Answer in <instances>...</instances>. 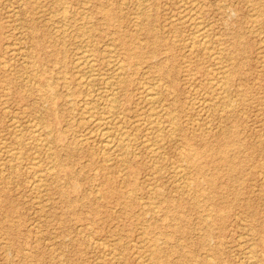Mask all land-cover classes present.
Returning a JSON list of instances; mask_svg holds the SVG:
<instances>
[{
  "label": "rangeland",
  "instance_id": "obj_1",
  "mask_svg": "<svg viewBox=\"0 0 264 264\" xmlns=\"http://www.w3.org/2000/svg\"><path fill=\"white\" fill-rule=\"evenodd\" d=\"M135 4L65 0L59 39L54 0H0V264H264V0H145L141 13ZM84 34L94 89L116 84L112 65L125 64L126 84L114 89L118 126L133 138L125 159L104 163L98 138L79 141L90 129L73 69ZM222 76L231 111L212 94ZM157 81L158 120L174 117L176 129L152 152L142 143L154 120L144 89ZM48 85L51 104L40 97ZM40 127L50 131L42 148L32 139ZM12 133L27 140L15 170L5 153L17 147ZM33 164L50 173L37 191Z\"/></svg>",
  "mask_w": 264,
  "mask_h": 264
},
{
  "label": "bare ground",
  "instance_id": "obj_2",
  "mask_svg": "<svg viewBox=\"0 0 264 264\" xmlns=\"http://www.w3.org/2000/svg\"><path fill=\"white\" fill-rule=\"evenodd\" d=\"M55 1V4L57 5V7L59 8V10H62V12L60 13V16L58 17L57 21L58 23H60L62 25V27L59 28V32L61 33L60 36H59V39H63L65 38V32H66V27H67V24L70 20V17L69 15H67V13L65 12V0L63 2V0H54ZM134 1L137 5V6H134V7H137V11L138 12H143L144 11V8L142 7L141 5V2H144L145 0H132ZM178 1V0H177ZM120 2V1H119ZM122 2V1H121ZM82 3V1H81ZM179 3V2H178ZM182 3V2H181ZM184 3V2H183ZM199 4V3H198ZM202 5V4H201ZM74 6V5H73ZM126 6V5H125ZM44 7V6H43ZM42 8V7H41ZM143 8V10H141ZM188 8V7H187ZM189 11L192 9L191 8H188ZM255 9V8H254ZM85 10V9H84ZM134 10V8H133ZM185 10V9H184ZM183 10V11H184ZM187 10V9H186ZM253 10V9H252ZM190 11V12H191ZM136 12V11H135ZM140 12V13H141ZM102 13L104 14L105 17L108 16V14L106 12H103L102 10ZM197 13V12H196ZM49 14L51 15V12H49ZM54 14V13H53ZM75 14V13H74ZM137 14V13H136ZM131 15V14H130ZM195 15V14H194ZM231 15V14H230ZM135 16V15H134ZM138 16V15H137ZM254 16V15H252ZM187 17V16H186ZM191 19V18H189ZM78 20V19H77ZM181 21V19H179ZM182 20H184L182 18ZM199 20V18L197 19ZM145 21V20H144ZM44 22V21H43ZM254 23V22H253ZM55 24V23H54ZM53 24V25H54ZM197 24V23H196ZM205 24V23H204ZM194 25V24H193ZM134 26V25H133ZM195 27V26H194ZM196 27H198V41H200V45L202 47H206V44H207V38H208V32L207 30H205L206 28H201L199 27V23L196 25ZM205 27V26H204ZM207 27V26H206ZM82 28V26H81ZM56 29V28H54ZM53 29V31H54ZM102 30V29H101ZM195 30V29H194ZM86 31H89V29ZM133 31V30H132ZM182 33V32H180ZM253 33H256L253 32ZM190 34V33H189ZM196 35V34H195ZM194 34L191 35V38L193 39V36H195ZM81 39H80V43L82 45V48L84 49H81L80 52L76 53V57H75V61L73 63V69L76 70V73L79 74L78 78H77V85L84 89L85 90V97L83 98L82 100V103H81V106L80 107V119H81V122H84V123H87L88 125H90V129L80 135L79 137V141L81 142L80 144L82 143H85L87 142L89 139H93V138H98L99 140V150L101 151L100 153H102L103 155H105L103 157V162L104 163H108L110 161H112V157L110 158L108 156V154H115L117 155L118 157H122L123 159H125L129 154H130V146L133 142V138L131 136V133L129 134L127 131L123 130L121 126H118L120 121H119V114L117 115V112H116V102H117V96H116V93L117 91L114 92V89H115V85H117L118 83V86L121 84H126L124 82V78L123 76L125 75V64H124V61H114L112 67H113V71L115 72L113 75H115V79L117 80L116 84L113 82V81H110L109 78L107 81H103L101 84L102 86L100 88H97V89H94L93 88V83L96 81V77L94 76V71H95V68H96V57L93 53V49H92V46H91V43H90V36L88 34H84V35H81ZM217 36V35H216ZM191 39V40H192ZM190 40V41H191ZM209 41V39H208ZM192 43V42H191ZM199 43V42H197ZM215 44V43H214ZM109 46V44H107ZM219 44H217L218 46ZM106 46V45H105ZM103 47V46H102ZM192 47V46H190ZM190 47L187 48L190 49ZM197 47V46H196ZM23 48V47H22ZM111 48V46L109 47ZM208 49V48H207ZM21 49H19L20 51ZM112 50V49H111ZM209 50V49H208ZM221 50V49H220ZM109 51V50H108ZM223 51V50H221ZM101 52V51H100ZM110 52V51H109ZM216 52L218 53V51H215V54ZM102 53V52H101ZM261 54V53H260ZM1 57V56H0ZM109 57V56H108ZM107 57V58H108ZM136 58V51L128 56L127 58V61L128 60H131V59H134ZM210 58V57H209ZM222 58V57H221ZM113 60V59H112ZM215 60V59H213ZM219 60V59H218ZM28 61V60H27ZM217 60H215L214 62H216ZM126 62V61H125ZM185 63V62H184ZM26 64V63H25ZM4 65V64H3ZM5 66V65H4ZM209 68V67H208ZM221 69V68H220ZM23 73V72H22ZM74 73V72H73ZM160 73L163 75L164 73H166V71L163 69V70H160ZM168 73V71H167ZM217 74V73H216ZM219 74V73H218ZM76 75V74H75ZM225 75V74H224ZM26 78V77H25ZM159 79V78H158ZM26 80V79H25ZM147 80V79H146ZM215 80L213 79V82ZM27 82V81H25ZM158 82L160 81H157L156 83H152L151 85L147 84L144 89V102L147 104L146 106H148L149 110L152 112L149 113V115H151V118H153L154 120L152 122H150L148 125H146L144 132L145 131H150V137H148L149 135L147 134V136L144 135V139L142 140V143L144 144V146L147 148V150H150L152 152L155 151V148H153V146L156 144V142L159 140V137L162 136L160 133L164 130V129H169V130H175L176 129V124L174 122L175 118L171 117V118H168V120L166 121V125L164 126V124H161V119L160 121L158 120L159 118V114H158V111H157V108L159 107L158 104L160 101H158V95L160 94L159 92V84ZM218 82V81H217ZM141 83V82H140ZM146 83V82H145ZM165 83V82H164ZM163 83V84H164ZM207 83H208V80H207ZM35 84V83H34ZM37 84V83H36ZM216 84V82H215ZM120 85V86H121ZM145 85V84H144ZM229 85V81H226V77L222 76V79L219 81V83H217L215 86H212V94L213 95H217V99L220 100V103L224 106V108L228 109L229 111L232 110V105L230 104V100L228 98L227 100V96L229 97V94L226 96V93H227V86ZM143 86V84H142ZM163 86V85H162ZM195 87V86H194ZM143 88V87H142ZM195 89V88H194ZM27 91V90H26ZM226 92V93H225ZM206 93V92H205ZM211 93V92H210ZM207 95V93H206ZM216 95H215V99H216ZM53 96H54V93L50 87V85H48L47 87H45L44 90L40 91V97L41 98H44L46 99L50 104L52 103V100H53ZM191 96V95H190ZM214 98V96H212ZM218 100V101H219ZM143 101V100H142ZM203 101V100H202ZM207 101V100H206ZM205 101V102H206ZM70 102V101H69ZM191 102V101H190ZM204 102V103H205ZM208 102V101H207ZM80 103V102H79ZM203 103V104H204ZM208 103H211V102H208ZM213 103V102H212ZM218 103V102H217ZM219 103V104H220ZM119 104V103H118ZM161 104V103H160ZM220 104V105H221ZM33 105H34V102H33ZM223 106H222V109H223ZM25 107V106H23ZM162 107V106H161ZM214 107V106H213ZM221 107V106H220ZM164 108V106H163ZM203 108V107H202ZM215 108V107H214ZM213 108V109H214ZM8 109V107H7ZM141 109V108H140ZM2 111H4V109L2 108L1 109ZM6 110V109H5ZM148 110V111H149ZM209 110V109H208ZM223 111V110H221ZM207 112V110L205 111V113ZM219 112V111H218ZM122 113V112H121ZM120 113V114H121ZM146 113V112H145ZM173 113V112H172ZM222 113V112H220ZM209 114V113H208ZM212 114V113H211ZM20 115V113L18 114ZM41 115V114H40ZM118 117H117V116ZM146 115V114H145ZM38 116V115H37ZM164 116V114H163ZM196 117V116H195ZM194 117V118H195ZM209 117V116H208ZM25 118V117H24ZM40 118V117H38ZM150 118V117H149ZM185 118V117H184ZM11 120L13 118H10ZM15 119V118H14ZM13 119V120H14ZM145 119V118H144ZM196 119V118H195ZM208 119V118H207ZM12 120V122H13ZM17 120V119H16ZM29 120V119H28ZM27 120V121H28ZM15 121V120H14ZM21 121V120H20ZM211 121V120H210ZM16 122V121H15ZM15 122H14V125H15ZM30 122V121H29ZM37 122V121H36ZM145 122V121H144ZM143 122V123H144ZM200 122V121H199ZM208 123V122H207ZM18 123H16V126H17ZM27 124H30V123H26ZM38 124V123H37ZM31 125V124H30ZM216 125V124H215ZM21 126V125H20ZM19 126V127H20ZM208 126V124L206 125ZM195 127V126H194ZM210 127V126H209ZM12 128V127H11ZM15 128V127H14ZM29 129V126L26 127ZM36 128V126H35ZM16 131L21 129H17L15 128ZM32 130L35 131V129L33 128ZM136 130V129H134ZM29 131V130H28ZM85 131V130H84ZM19 132V131H17ZM27 132V130H26ZM33 133V131H32ZM133 133V132H132ZM227 133V132H226ZM15 136L13 138H15V143H16V148H5L7 149V151H5L6 153V158L8 159L6 163H8V167L12 170H15L16 168H18L21 164V159L24 155V153L22 152V149L23 147H26L25 145L27 144L24 137L22 135H20L21 133H14ZM12 133L11 136L14 135ZM35 135H32V139L34 140L35 142V145L38 147V148H42L41 146H44L45 147V143L43 144L42 143V139H40L39 137L40 136H48L50 134V131L47 129V128H41L37 130V133H33ZM173 134V133H171ZM133 135V134H132ZM226 135V134H225ZM30 136V135H29ZM28 136V137H29ZM171 136V135H170ZM30 138V137H29ZM1 140V139H0ZM5 141V140H4ZM30 141V140H29ZM2 142V141H1ZM49 142V140L47 141V143ZM172 142V141H171ZM256 143V142H255ZM31 144V143H30ZM1 145V144H0ZM9 145V144H8ZM15 145V144H14ZM98 145V143H97ZM2 146H3V143H2ZM47 146V145H46ZM243 146V145H242ZM180 148V147H179ZM47 149V148H46ZM50 149V148H49ZM1 150V149H0ZM3 150V149H2ZM2 151H0V154H1ZM133 152V151H132ZM36 152L33 154L35 155ZM46 154V152H45ZM45 154L44 157H45ZM48 154V153H47ZM254 154V153H253ZM5 155V154H4ZM37 155V154H36ZM50 155V154H49ZM48 155V156H49ZM114 155V156H115ZM50 158V157H49ZM102 158V157H101ZM117 158V157H116ZM156 158V157H155ZM191 159H195V157L191 154L187 160L190 161ZM36 160V158H35ZM32 159V161H35ZM45 160V159H44ZM171 160V159H170ZM1 161V160H0ZM31 161V160H30ZM31 161V162H32ZM118 161V160H117ZM127 162V161H126ZM2 163V162H1ZM37 163V162H36ZM40 163V162H39ZM38 163V164H39ZM52 163V162H51ZM124 163V162H123ZM156 164V162H155ZM37 165V164H36ZM255 165V164H254ZM30 166V165H28ZM178 166V165H177ZM253 166V165H252ZM2 167V166H1ZM0 167V168H1ZM5 167V166H4ZM21 167V166H20ZM31 167V166H30ZM33 167H34V164H33ZM6 168V167H5ZM24 168V166H23ZM47 169V167H45ZM180 168V166L178 167ZM9 169V170H10ZM27 169V168H26ZM40 168L38 167H34V170H35V174L33 177V180L30 182V190L31 191H37L39 189H41L43 187V181L46 180V179H43L44 176H48L50 175V173H47L48 170H46V172H43L42 170H39ZM49 169V168H48ZM251 169V168H250ZM94 170V169H93ZM2 171V170H1ZM249 171V169H248ZM3 172H4V169H3ZM118 172V171H117ZM259 172V171H258ZM179 173V172H178ZM233 173V172H232ZM1 174V172H0ZM8 174V173H7ZM33 175V173H32ZM152 175V174H151ZM179 175V174H178ZM182 175V174H181ZM183 176V175H182ZM182 176H179L180 178ZM7 176L5 175L4 178H6ZM146 177V175H145ZM227 177V176H226ZM178 178V179H180ZM231 178V177H230ZM229 179V178H228ZM49 180V179H48ZM47 180V181H48ZM225 180V179H224ZM182 182V181H181ZM232 182V181H231ZM183 183V182H182ZM9 185V184H8ZM188 185V184H187ZM231 185V184H230ZM17 186V185H16ZM46 186V185H45ZM148 186V185H147ZM230 188V187H229ZM224 190V189H223ZM222 190V191H223ZM47 191V190H46ZM42 192V190H41ZM96 192V191H95ZM40 193V192H39ZM42 194V193H41ZM227 194V193H226ZM156 195V194H155ZM25 197V196H24ZM23 197V198H24ZM34 197V196H33ZM225 197V196H224ZM139 198V197H138ZM154 198V197H153ZM35 199V198H34ZM37 199V198H36ZM140 199V198H139ZM37 201V200H36ZM223 201V200H222ZM39 204V203H37ZM122 204V203H121ZM155 210V209H154ZM206 216V214H205ZM204 216V217H205ZM206 218V217H205ZM243 221V220H241ZM240 222V221H239ZM79 226V225H78ZM240 230V229H239ZM244 234V233H243ZM178 239V238H177ZM250 240V239H249ZM115 241V240H114ZM246 241V240H245ZM111 242V241H110ZM131 242V241H130ZM248 242V241H247ZM103 243V242H102ZM140 243V242H139ZM246 243V242H245ZM126 244V243H125ZM133 244V243H131ZM250 245V244H249ZM105 246V245H104ZM250 247V246H249ZM252 247V245H251ZM159 249L160 247H155L154 248V252L157 253L159 252ZM25 250V249H24ZM245 251L247 250L246 248L244 249ZM113 251V249L111 250V252ZM25 252V251H24ZM249 252V251H248ZM120 253V252H119ZM111 254V253H110ZM145 254V253H143ZM104 256V255H103ZM116 256V255H115ZM114 256V257H115ZM118 256V255H117ZM206 256V255H205ZM208 259H209V256H207ZM206 257V258H207ZM248 257V256H247ZM251 257V256H250ZM254 257V256H253ZM116 258V257H115ZM140 258V257H138ZM98 260V258H96ZM119 259V258H118ZM207 259V260H208ZM211 260V259H210ZM246 260H248L246 258ZM244 261V260H243ZM253 261V260H252ZM9 262V261H8ZM181 263H183L181 260H180ZM152 263V262H151ZM248 263L251 264V259L248 260ZM253 263V262H252ZM116 264V263H115ZM118 264V263H117ZM122 264V263H121Z\"/></svg>",
  "mask_w": 264,
  "mask_h": 264
}]
</instances>
